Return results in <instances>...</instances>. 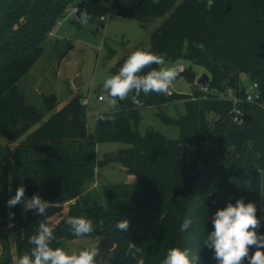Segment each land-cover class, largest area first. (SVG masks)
Returning <instances> with one entry per match:
<instances>
[{"label": "trees", "instance_id": "16d2710c", "mask_svg": "<svg viewBox=\"0 0 264 264\" xmlns=\"http://www.w3.org/2000/svg\"><path fill=\"white\" fill-rule=\"evenodd\" d=\"M75 1L0 0V134L17 140L41 123L15 147L13 193L23 185L25 195L39 194L55 206L34 219L22 213L20 204L13 208L17 240L13 245L0 233V264H15L30 252L28 239L41 221L54 230L53 248L70 240L101 237L97 260L105 264H137L134 256L143 257L145 264H162L173 247L191 249L199 264H216L213 250L204 244L213 231L212 218L241 197L256 204L258 233H264V0H140L121 9L124 17L144 28L163 20L151 32L148 51L163 56L165 62H189L176 78L196 83L193 66L198 65L210 81L207 89L197 83L202 91L193 94L130 93L117 101L118 111L110 108L97 114L94 132L88 129L83 97L75 96L43 121L44 113L27 104L18 87L44 54L49 33L73 10ZM98 1L116 0L81 3ZM128 56L115 62L114 74ZM160 66L153 64L141 74ZM249 82L259 84L261 96L256 102L243 99ZM229 89L243 99L241 124L233 121ZM181 100L186 113L169 116L165 106ZM44 103L48 112L59 104L55 94L45 96ZM145 107L156 108L162 122L177 127L178 137L169 138L154 128L142 135L139 125ZM101 142L129 146L99 160L96 150ZM185 146L192 148L189 158ZM9 161V144H0V229L8 221ZM115 162L135 175L136 182L95 192L97 168ZM69 217L90 219L93 232L75 237L66 223ZM185 218L194 222L182 232ZM123 219H128L129 228L119 231L116 223ZM130 243L136 244L131 252ZM255 250L251 248L250 254Z\"/></svg>", "mask_w": 264, "mask_h": 264}, {"label": "rangeland", "instance_id": "374dc122", "mask_svg": "<svg viewBox=\"0 0 264 264\" xmlns=\"http://www.w3.org/2000/svg\"><path fill=\"white\" fill-rule=\"evenodd\" d=\"M139 1H98L93 4L82 5L81 0H76L74 9L79 10L76 15L86 10L91 15V20L86 24L77 23L74 18V11H69L60 18L61 22L57 23L53 31L49 33L44 54L31 71L18 83V87L25 97V102L44 113L43 121L48 120L55 111L75 96H86L89 98L87 107L88 129L90 132L95 131L97 114L110 110L106 99L107 92L103 89V81L114 75L112 66L119 58L130 55L138 49L148 50L151 43V32L163 21L153 22L148 28H144L137 20L124 17L120 13L121 9L131 8ZM71 45H74L72 49H70ZM178 64H182L186 68L190 66L189 62L181 60L174 63L165 62L162 67L175 68ZM193 69L198 78L207 73L203 67L198 65H194ZM78 77L81 78L83 85L77 88L74 86V81ZM197 81L192 83L180 76L173 81L168 92L176 91L186 94L201 92V88L197 87ZM51 94L57 96L59 104L55 110L48 112L45 108L44 97ZM99 95H103L105 99L103 101L98 100ZM164 110L169 116L177 118L186 113V103L184 100L177 101L165 106ZM157 112L158 110L154 107L141 109L142 120L139 125L141 134L145 135L150 128H154L169 138H177L178 128L162 122ZM40 125L41 123L32 126L27 134L36 130ZM27 134L13 141H9L0 134V144L5 145L8 143L10 147V184L7 201L14 196V150ZM128 146V144L122 142H101L97 145V158L103 160L107 154L117 153ZM184 150L189 158L192 152L191 146H185ZM136 180L135 175L127 172L120 163L115 162L97 168L93 188L95 192L101 193L103 189L135 183ZM25 196L31 198V196ZM261 201L264 203V171L262 173ZM13 208L8 207L7 221L8 226L12 228L13 223L12 218L9 217V212H13ZM20 209L25 215L33 212L32 210L26 211L22 204H20ZM100 239L101 237L75 239L67 241L59 247L67 252L96 248Z\"/></svg>", "mask_w": 264, "mask_h": 264}, {"label": "clouds", "instance_id": "9594fccd", "mask_svg": "<svg viewBox=\"0 0 264 264\" xmlns=\"http://www.w3.org/2000/svg\"><path fill=\"white\" fill-rule=\"evenodd\" d=\"M78 9H74V18L77 23L86 24L91 20V15L85 10L76 15ZM164 65L165 59L148 50L138 49L132 52L117 74L111 75L103 81V89L107 92V103L112 112L118 111L117 101H124L130 93L136 96L141 93L163 94L169 91L178 72L174 67H161L152 69L146 74L144 70L151 65ZM101 99H105L102 97ZM99 119H106L100 116ZM25 187L19 186L15 195L7 201L11 209L22 204L26 211H35L40 216H46L50 203L42 199L38 194L26 198ZM15 213L9 212L12 218ZM193 219L185 218L180 225V231H186L193 224ZM71 233L77 237L91 234L94 230L90 219L84 217H69L66 220ZM213 231L207 235L206 244L213 250L216 264H264V233H258L261 220L257 216L255 203H245L241 197L235 203L229 202L226 207L218 209L212 218ZM129 228L128 219L116 223V229L126 231ZM57 241L54 230L45 221H41L36 229V234L28 239L33 247L30 252L22 254L16 264H105L97 260L100 255L97 248H85L79 251L67 252L62 247H51ZM256 250L250 254V249ZM129 251L136 248L135 243H130ZM137 264H145L143 257H133ZM162 264H199V256L192 253L191 249L170 248L167 251Z\"/></svg>", "mask_w": 264, "mask_h": 264}, {"label": "built area", "instance_id": "2783aa9c", "mask_svg": "<svg viewBox=\"0 0 264 264\" xmlns=\"http://www.w3.org/2000/svg\"><path fill=\"white\" fill-rule=\"evenodd\" d=\"M61 20H58L57 23H60ZM185 66L182 64H178L175 69L177 71H184L185 70ZM246 77V75H244ZM228 98L231 99L234 102V108H233V121L235 123L241 124L243 119H242V114L243 111L242 109L239 107L240 102L243 101V99H245L248 102H256L260 96H261V92H260V88H259V84L257 82H249L247 85V89L245 91V97L242 99L238 96H236L233 93V90L229 89L228 91ZM102 97H104L103 95H99L98 99L100 101H103L104 99H101ZM82 104L86 107H88L89 105V98L84 96L82 98Z\"/></svg>", "mask_w": 264, "mask_h": 264}, {"label": "water", "instance_id": "95a60500", "mask_svg": "<svg viewBox=\"0 0 264 264\" xmlns=\"http://www.w3.org/2000/svg\"><path fill=\"white\" fill-rule=\"evenodd\" d=\"M209 81H210V76L207 73H205L201 77L198 78L197 83L199 85H201L204 89H207V87L209 85ZM81 85H83V83L81 81V78L78 77L74 81V86L78 88ZM54 208H55V206L50 207L47 210V213L50 212L51 210H53ZM36 216H38V214L35 211L30 213V218L31 219H34ZM0 233L3 234V235L9 236L10 239H11V243L13 245H15L16 240H17V234H16L15 230L12 227H10V226H8V224H6L2 229H0Z\"/></svg>", "mask_w": 264, "mask_h": 264}, {"label": "crops", "instance_id": "0c3cea01", "mask_svg": "<svg viewBox=\"0 0 264 264\" xmlns=\"http://www.w3.org/2000/svg\"><path fill=\"white\" fill-rule=\"evenodd\" d=\"M72 11H74V7H73V10ZM74 13V12H73ZM53 37H54V33H53ZM162 67V65L160 66V68ZM99 100V99H98ZM56 112V111H55Z\"/></svg>", "mask_w": 264, "mask_h": 264}]
</instances>
